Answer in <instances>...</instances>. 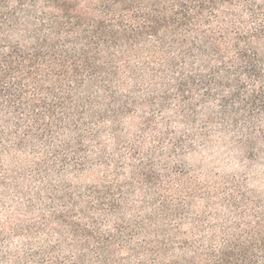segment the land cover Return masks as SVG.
Masks as SVG:
<instances>
[{
	"label": "rangeland",
	"instance_id": "rangeland-1",
	"mask_svg": "<svg viewBox=\"0 0 264 264\" xmlns=\"http://www.w3.org/2000/svg\"><path fill=\"white\" fill-rule=\"evenodd\" d=\"M101 1L78 0L81 29L41 3L0 25V264H207L264 219V118L244 105L236 28L90 38L93 19L120 24Z\"/></svg>",
	"mask_w": 264,
	"mask_h": 264
},
{
	"label": "trees",
	"instance_id": "trees-1",
	"mask_svg": "<svg viewBox=\"0 0 264 264\" xmlns=\"http://www.w3.org/2000/svg\"><path fill=\"white\" fill-rule=\"evenodd\" d=\"M40 3L43 4L44 10H49L55 15L57 29L65 27L63 21L66 19L75 29L83 27L79 26L83 21L82 14L74 15L78 12V0H0V25L9 21L17 22V14L22 8L35 7ZM101 3L106 6L108 1L102 0ZM112 4L113 10L116 8L119 15L120 24L118 27H106L103 20L93 19L88 30L82 29L90 38L109 37L130 43L133 37H143L149 32L156 35L161 31L174 34L179 27L188 26L193 22L216 23L225 28L233 25L236 30L231 39L237 60L246 64L247 74L254 76L256 84L254 92L243 100L244 105L249 109L254 108V114L260 113L264 118V0H112ZM127 10L132 11V19L125 18ZM245 12L254 18V27L245 29V23L242 22ZM223 33L225 32L222 31V35ZM210 36L213 39L212 48L220 52V41L227 36H221V33H211ZM253 44L254 47H250ZM227 70L225 66L221 69L225 77H222L220 85H224L223 80L232 76ZM216 72L219 70H214V75ZM214 75L182 77L179 83L180 91H184V86L197 87V81L209 90L215 79ZM222 101L223 109H228L230 101L226 98ZM253 242L254 253L253 247L249 246ZM207 264H264V219L254 226V238L250 241H230L211 254Z\"/></svg>",
	"mask_w": 264,
	"mask_h": 264
}]
</instances>
